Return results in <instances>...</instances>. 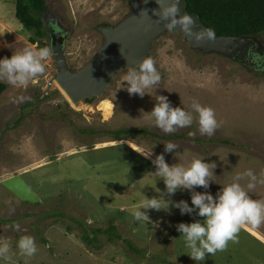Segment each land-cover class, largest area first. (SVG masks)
Masks as SVG:
<instances>
[{"label": "rangeland", "instance_id": "1", "mask_svg": "<svg viewBox=\"0 0 264 264\" xmlns=\"http://www.w3.org/2000/svg\"><path fill=\"white\" fill-rule=\"evenodd\" d=\"M131 1L45 0L49 26L38 44L32 31L16 20L15 0H0V6L5 5L0 59L24 48H52L53 21L66 32L68 67L78 71L104 44L99 28L114 27L129 16ZM252 40L264 52V39ZM149 56L161 80L142 98L127 93L122 72L102 96L74 107L55 81L58 69L52 51L43 62L45 72L26 87L0 80L5 85L0 95V240L10 245L9 259L0 257V264H264V222L258 228L241 226L225 250L196 262L189 258L176 226L202 217L195 212L181 215L171 206L167 212L141 209L149 222L134 217L143 196L156 197L157 189L165 192L163 181L149 174L155 172L151 161L159 154L169 165L193 159L216 163L209 187L193 189L214 197L246 170H252L257 181L264 179V66L254 69L239 57L201 54L174 30L153 43ZM154 90L185 111H192L193 101L210 107L220 127L211 137L201 136L194 120L190 127L163 133L140 112L152 110ZM22 96L28 99L14 102ZM102 100L112 101L111 118L98 109ZM121 129L151 135L116 138L114 133ZM189 132L195 136L189 137ZM167 135L168 140L155 137ZM166 141L177 145L174 153L164 152ZM137 152L152 155L145 158ZM238 182L251 198L264 201V184L257 182L248 190V178ZM164 199L183 200L191 207L188 190ZM23 235L35 238L38 250L32 257L19 253L17 241Z\"/></svg>", "mask_w": 264, "mask_h": 264}, {"label": "clouds", "instance_id": "2", "mask_svg": "<svg viewBox=\"0 0 264 264\" xmlns=\"http://www.w3.org/2000/svg\"><path fill=\"white\" fill-rule=\"evenodd\" d=\"M157 4H161V0H156ZM154 15H158L164 27L171 31L177 26L182 30L191 34V18L183 16L178 18V6L175 0H170L168 6L160 7V10H153ZM205 35L201 33L197 38ZM208 38L213 36L211 30L206 32ZM51 55L50 47H41L38 49L24 48L14 51L10 58L0 59V80H5L12 86L26 87L30 81L45 72L44 61ZM126 73L124 82H126L125 90L127 93L143 97L146 95V89L153 88L160 83L161 76L158 72L155 61L147 56L142 59L138 65L127 67L122 70ZM148 95V94H147ZM155 103L150 112H143L153 126L160 129L165 134H172L177 129L190 127L194 120L198 124V131L201 136L211 137L220 127L215 118L214 110L205 107L196 101L191 104L192 111H185L182 107H173L166 96L155 95ZM27 97H19L17 101L22 103ZM192 112L196 113L194 117ZM189 137H194V132L188 133ZM165 153H174L177 145L171 141L163 143ZM139 153V152H137ZM141 154V153H139ZM144 156L143 154H141ZM152 153L145 158H150ZM152 164L155 172L149 174L158 177L165 185V192L160 193L157 189L158 196L147 198L143 196L142 206L134 212L136 220H145L149 222V217L144 210L169 211V206L179 209L181 215L193 212L203 220H197L192 223H179L176 230L181 233L185 247L190 250L188 255L193 261H203L206 255H214L217 251H223L227 247L229 241H235L238 232L243 225H251L258 228L264 222V201L255 200L248 195L245 188L238 182L245 177L248 178L247 189L255 188L256 183L264 184V179L257 181L256 175L252 170H246L238 173L233 182H229L220 187L215 197L207 191L201 193L193 189L199 187L207 189L209 183L214 177L213 172L216 163H206L202 159H193L185 164L166 163L164 155L155 156ZM264 177V170L261 171ZM178 190H188L191 196V207L183 200L173 202L170 199L165 200L164 196H172ZM14 213V209L10 210ZM16 230L19 225L16 224ZM17 248L20 255L32 257L37 252L36 241L33 236L23 235L17 241ZM10 245L7 241L0 240V257L9 259Z\"/></svg>", "mask_w": 264, "mask_h": 264}, {"label": "water", "instance_id": "3", "mask_svg": "<svg viewBox=\"0 0 264 264\" xmlns=\"http://www.w3.org/2000/svg\"><path fill=\"white\" fill-rule=\"evenodd\" d=\"M170 0H132L131 14L114 27H100L104 37V44L95 58L84 68L71 71L66 62L63 51V39L66 32L61 26L55 25L53 34L55 39L51 51L55 57L58 74L55 78L59 88L65 93L69 101L77 106L81 101L92 100L102 96L113 86L116 77L127 67L136 66L142 59L150 55V49L155 41L162 37L167 30L158 15L153 10L168 6ZM178 6V18H191V34L185 33L180 26L173 30L180 36L190 49L204 55L216 54L226 58L239 57L244 60L249 46L256 44L252 37L216 36L208 38L206 27L196 14L185 13L183 0H175ZM201 33H204L200 38ZM61 38L62 41H59ZM254 49V48H252ZM251 49V50H252Z\"/></svg>", "mask_w": 264, "mask_h": 264}, {"label": "trees", "instance_id": "4", "mask_svg": "<svg viewBox=\"0 0 264 264\" xmlns=\"http://www.w3.org/2000/svg\"><path fill=\"white\" fill-rule=\"evenodd\" d=\"M186 14H196L207 30L216 36H242L264 39V0H183ZM15 17L22 26L32 31L40 44L47 37L44 15L45 0H15ZM34 43V40L31 39ZM5 85L0 83V95ZM123 134H148L145 130L121 129L114 133L117 138ZM172 136V135H171ZM182 139L183 135H176ZM162 140L170 137L155 136ZM213 141V140H210ZM224 145L231 143L224 141Z\"/></svg>", "mask_w": 264, "mask_h": 264}, {"label": "flooded vegetation", "instance_id": "5", "mask_svg": "<svg viewBox=\"0 0 264 264\" xmlns=\"http://www.w3.org/2000/svg\"><path fill=\"white\" fill-rule=\"evenodd\" d=\"M45 24H46L45 27L47 28L49 26L48 22L45 21ZM50 30H52V35H53L54 32L56 31L55 25L51 24ZM59 41H62L61 38H59ZM54 43H55V39H54ZM243 61L247 63V65H249L250 67H253L254 69H261L264 66V52L258 50L257 45L253 44L249 46L247 56H245V59Z\"/></svg>", "mask_w": 264, "mask_h": 264}, {"label": "bare ground", "instance_id": "6", "mask_svg": "<svg viewBox=\"0 0 264 264\" xmlns=\"http://www.w3.org/2000/svg\"><path fill=\"white\" fill-rule=\"evenodd\" d=\"M63 95L65 94L62 91ZM65 99H67V101H69V99L66 97V95L64 96ZM112 102V101H111ZM109 100H102L99 105H98V109L102 112V114L106 117L109 118L112 115V110H113V106ZM69 103H71L69 101ZM72 104V103H71ZM70 104V105H71ZM75 107V106H74ZM75 109V108H74ZM111 118V117H110Z\"/></svg>", "mask_w": 264, "mask_h": 264}, {"label": "crops", "instance_id": "7", "mask_svg": "<svg viewBox=\"0 0 264 264\" xmlns=\"http://www.w3.org/2000/svg\"><path fill=\"white\" fill-rule=\"evenodd\" d=\"M4 6H5V5L0 6V22H2V18L5 16V15L2 16L3 13H2V11H1V9L4 8ZM14 16H15V15H14ZM15 18H16V17H15ZM16 20H17V19H16Z\"/></svg>", "mask_w": 264, "mask_h": 264}]
</instances>
